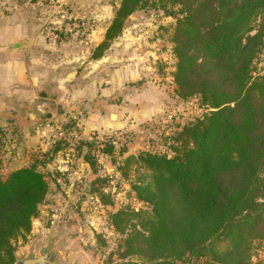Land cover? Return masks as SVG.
Masks as SVG:
<instances>
[{
	"label": "trees",
	"instance_id": "obj_1",
	"mask_svg": "<svg viewBox=\"0 0 264 264\" xmlns=\"http://www.w3.org/2000/svg\"><path fill=\"white\" fill-rule=\"evenodd\" d=\"M147 4L177 10L170 14L174 92L198 98L207 113L180 128L168 154L143 150L124 158L123 175L148 176L131 188L149 211L111 216L125 245L119 258L251 264L252 242L264 241V73L254 66L264 51V0H121L91 58H102L126 19ZM48 191L34 167L0 178V264H14L13 242L29 235Z\"/></svg>",
	"mask_w": 264,
	"mask_h": 264
},
{
	"label": "rangeland",
	"instance_id": "obj_2",
	"mask_svg": "<svg viewBox=\"0 0 264 264\" xmlns=\"http://www.w3.org/2000/svg\"><path fill=\"white\" fill-rule=\"evenodd\" d=\"M27 1L19 0L20 6L23 7ZM38 1L36 25L47 45L55 46L64 39L83 41L88 38L92 20L82 19V14L74 4L68 0ZM99 2L101 5L111 6L114 18L121 0ZM173 12L176 13L177 10L170 7L164 10L147 4L126 19L120 34L121 36L126 28L140 27L146 32L149 41L159 46L162 57L156 58L151 67L160 81L167 72L163 69L171 66V58H174L172 38L176 16L170 15ZM141 19H145L147 24L141 26ZM254 66L257 73H264V51L258 56ZM166 85L169 86L168 83ZM167 90L163 109L150 120L135 125L132 129L113 128L117 120L111 119L107 128L91 130L86 138L83 137L80 126H77L81 115L60 122L57 129L60 128L67 134L74 131L78 134L79 139L74 147L70 145V136L67 141L62 142L53 138V132L49 136L48 145L41 148L39 145L32 146L26 149L30 151L26 153L25 148L17 144L15 132L1 131L0 128V134L4 133L5 137L0 142V178L6 179L13 172L10 171L14 168L11 159L20 152L21 156H29L30 163L27 167L38 168L44 175L50 189L48 192L51 193L48 201L44 200L39 206V215L33 219L26 239L18 238L13 242L14 255L16 254L14 264L17 256H24L29 252V255H38L49 245L52 246V252L57 254L59 264H129L130 261H141L139 255L119 258L125 245L120 241L121 235L115 232L111 224V216L119 210L149 211V205L139 201L131 188L133 182L148 179V176L141 171H129L123 175L120 169L123 160L127 155L143 150L168 154L180 128L207 113L198 98L181 99L173 91L175 87ZM112 113L116 114L114 111ZM39 115L43 116L42 113ZM126 115L125 120L128 117ZM130 121L138 124L135 118ZM114 133H122V137H113ZM56 146L59 150L53 152ZM84 156L89 157L94 167L89 165ZM69 187L76 198L73 199V205L66 206L67 195L64 190ZM136 222L137 219L132 218V224L135 225ZM129 232L130 229L127 233ZM251 254V264H264V241L254 240Z\"/></svg>",
	"mask_w": 264,
	"mask_h": 264
},
{
	"label": "crops",
	"instance_id": "obj_3",
	"mask_svg": "<svg viewBox=\"0 0 264 264\" xmlns=\"http://www.w3.org/2000/svg\"><path fill=\"white\" fill-rule=\"evenodd\" d=\"M68 1L82 19L92 20L91 31L83 41L64 39L49 46L36 25L38 0H28L23 7L19 0H0V128L15 132L17 144L25 150L48 145L59 123L77 115H81L77 126L86 138L91 130L108 127L112 111L117 120L113 128L132 129L158 114L167 88L175 87L176 60L171 58V66L163 69L167 72L160 81L151 64L162 57L161 52L143 28H126L102 58L91 59L93 48L102 42L111 23L112 8L99 0ZM141 20V26L147 24ZM22 43L25 46L21 47ZM4 140L2 133L0 142ZM11 160L14 168L10 171L30 163L29 156L20 152ZM64 193L65 205H73L76 197L72 189ZM50 197L48 192L45 201Z\"/></svg>",
	"mask_w": 264,
	"mask_h": 264
},
{
	"label": "water",
	"instance_id": "obj_4",
	"mask_svg": "<svg viewBox=\"0 0 264 264\" xmlns=\"http://www.w3.org/2000/svg\"><path fill=\"white\" fill-rule=\"evenodd\" d=\"M20 46H24L21 44ZM111 119L115 120L116 115L112 114ZM16 257V256H15ZM57 254L52 252V246L42 249L38 255H28L27 257H17L15 264H59Z\"/></svg>",
	"mask_w": 264,
	"mask_h": 264
},
{
	"label": "built area",
	"instance_id": "obj_5",
	"mask_svg": "<svg viewBox=\"0 0 264 264\" xmlns=\"http://www.w3.org/2000/svg\"><path fill=\"white\" fill-rule=\"evenodd\" d=\"M52 1H54V0H51V2ZM68 136H70V139L72 141L70 145H72V147H74L75 143L79 139V136H78V134L75 133V131L72 132L71 134H67L65 131H63L62 129L59 128L53 134L54 139L62 141V142L67 141L66 139L68 138ZM112 136L119 139L120 137H122V133H120V134L114 133V134H112ZM90 137H92V136H90ZM101 139H104V138H101ZM72 149L73 148H71V150ZM70 158H72V157H70Z\"/></svg>",
	"mask_w": 264,
	"mask_h": 264
}]
</instances>
